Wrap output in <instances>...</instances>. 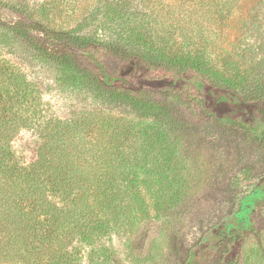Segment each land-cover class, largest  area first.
Masks as SVG:
<instances>
[{
    "label": "trees",
    "instance_id": "obj_1",
    "mask_svg": "<svg viewBox=\"0 0 264 264\" xmlns=\"http://www.w3.org/2000/svg\"><path fill=\"white\" fill-rule=\"evenodd\" d=\"M57 3L43 1L42 9L70 18L73 9L61 14ZM232 3L105 0L85 17L90 28L64 29L33 20L26 2L0 1L1 8L17 16L13 21L0 17V47H16L49 68L63 92L126 110L124 116L99 109L53 117L44 108L38 84L0 58V264H123L120 255L139 264L129 238L149 226V207L158 213L164 205L180 204L178 171H155L151 161L155 153L161 165L176 168L181 110L264 152V129L215 113L199 86L148 85L200 79L240 96L264 123V81L250 91L238 77L221 81L208 56L204 26H223ZM22 131L38 138L35 158L27 165L19 163L12 149ZM236 177L235 188H248L260 175L244 169ZM233 216L206 231L182 264H208L226 240L229 250L243 233L234 229ZM229 222L233 230H228ZM251 233L264 259V230L253 225ZM122 237L126 242L118 250L113 240ZM237 260L235 255L230 264Z\"/></svg>",
    "mask_w": 264,
    "mask_h": 264
},
{
    "label": "rangeland",
    "instance_id": "obj_2",
    "mask_svg": "<svg viewBox=\"0 0 264 264\" xmlns=\"http://www.w3.org/2000/svg\"><path fill=\"white\" fill-rule=\"evenodd\" d=\"M18 1L26 2L32 19L47 27L61 26L69 29L81 24L83 29H88L91 25L84 22L85 17L105 0H77L75 7L71 4L73 0H56L59 1L57 7L61 14L73 9L69 20L60 18L55 12L46 13L42 9V3L46 0ZM232 1L234 8L225 24L205 25L203 34L209 39L208 56L212 68L221 74V81H234L238 77L246 81L245 90L250 91L249 87L264 81V0ZM1 7L2 19H17L15 13ZM0 58L18 67L28 79L38 84L44 108L53 117L64 119L82 110L99 109L115 116L126 114L122 108L98 106L84 96L63 92L55 85L49 68L16 50V47H0ZM138 70L142 71V68L139 66ZM207 77L210 78L209 75ZM180 83L199 86L207 106L215 113H229L249 126L264 129L261 116L244 103L240 96L225 89H213L203 80L182 78L177 82H151L148 85L162 89L167 86L176 88ZM179 114L182 134L176 168L161 165L159 156L153 153L151 169L159 171L165 167L164 170L178 171L181 178L180 204L171 208L164 205L158 213L153 206L149 207V226L129 238H133V253L138 255L139 264H182L188 251L192 250L204 233L230 213L234 214L236 221L234 229L240 227L243 233L236 237L229 250H226V240L220 252L218 250L208 264H230L235 255L238 256L236 264H264L251 233L253 225L264 230V152L243 137L231 135L223 128L200 121L191 111L181 110ZM37 145L36 134L31 131L20 132L12 142L19 163L27 165L32 162ZM244 169L260 177L253 186L246 188L244 184H239L235 188L236 176ZM165 191L168 195L164 202L169 204L167 199L171 196L170 191ZM243 192L248 194L241 198ZM230 224L228 230L232 229ZM217 233L222 232L219 230ZM125 242V237L113 240L118 250ZM120 258L123 264H131L123 255Z\"/></svg>",
    "mask_w": 264,
    "mask_h": 264
}]
</instances>
